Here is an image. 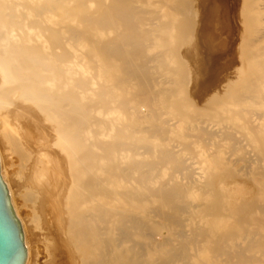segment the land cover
<instances>
[{
	"label": "bare ground",
	"instance_id": "1",
	"mask_svg": "<svg viewBox=\"0 0 264 264\" xmlns=\"http://www.w3.org/2000/svg\"><path fill=\"white\" fill-rule=\"evenodd\" d=\"M232 3L0 0L25 264H264V0Z\"/></svg>",
	"mask_w": 264,
	"mask_h": 264
},
{
	"label": "water",
	"instance_id": "2",
	"mask_svg": "<svg viewBox=\"0 0 264 264\" xmlns=\"http://www.w3.org/2000/svg\"><path fill=\"white\" fill-rule=\"evenodd\" d=\"M27 247L0 163V264H25Z\"/></svg>",
	"mask_w": 264,
	"mask_h": 264
},
{
	"label": "rangeland",
	"instance_id": "3",
	"mask_svg": "<svg viewBox=\"0 0 264 264\" xmlns=\"http://www.w3.org/2000/svg\"><path fill=\"white\" fill-rule=\"evenodd\" d=\"M219 1H220L221 4H222V3H223V4L226 3L227 6H230V7H233V3H232V2H234V5L236 4V0H235V1H234V0H228V2L230 1L229 3H227V1H225V0H219ZM229 4H230V5H229ZM234 46H235V45H234ZM234 48H235V47H234Z\"/></svg>",
	"mask_w": 264,
	"mask_h": 264
}]
</instances>
